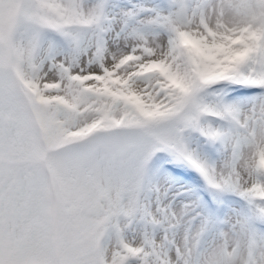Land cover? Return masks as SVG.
<instances>
[{
    "label": "snow or ice",
    "instance_id": "6c2138e0",
    "mask_svg": "<svg viewBox=\"0 0 264 264\" xmlns=\"http://www.w3.org/2000/svg\"><path fill=\"white\" fill-rule=\"evenodd\" d=\"M0 264H264V0H0Z\"/></svg>",
    "mask_w": 264,
    "mask_h": 264
}]
</instances>
